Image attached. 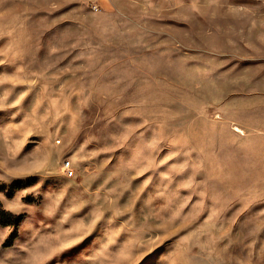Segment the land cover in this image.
Returning a JSON list of instances; mask_svg holds the SVG:
<instances>
[{
  "label": "rangeland",
  "instance_id": "rangeland-1",
  "mask_svg": "<svg viewBox=\"0 0 264 264\" xmlns=\"http://www.w3.org/2000/svg\"><path fill=\"white\" fill-rule=\"evenodd\" d=\"M0 264H264V0H0Z\"/></svg>",
  "mask_w": 264,
  "mask_h": 264
},
{
  "label": "built area",
  "instance_id": "built-area-1",
  "mask_svg": "<svg viewBox=\"0 0 264 264\" xmlns=\"http://www.w3.org/2000/svg\"><path fill=\"white\" fill-rule=\"evenodd\" d=\"M65 170L69 175H73L74 174V170L72 168V164L70 160H67L65 163Z\"/></svg>",
  "mask_w": 264,
  "mask_h": 264
}]
</instances>
